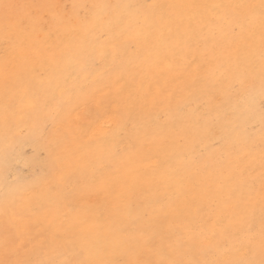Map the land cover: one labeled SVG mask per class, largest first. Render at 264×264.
Here are the masks:
<instances>
[{"label": "rangeland", "instance_id": "rangeland-1", "mask_svg": "<svg viewBox=\"0 0 264 264\" xmlns=\"http://www.w3.org/2000/svg\"><path fill=\"white\" fill-rule=\"evenodd\" d=\"M18 1L21 3L22 0H16L17 3H19ZM24 1L27 4H33L34 2L35 3L37 2L38 5L43 6L42 8H43L44 12L46 11V13H47V10L50 13H53L56 10L60 11L59 12L60 14L58 12H55L52 14V16L49 13H47V14L43 13V14H46L48 16L50 15L51 16L50 18L55 17L56 15H59V17H62V18L64 16L69 18L70 15H68V13L69 14L73 13L74 16L72 18L70 17L71 19H69V21L71 20L70 21L71 23H75L72 26H71L70 22L65 23L66 28H64L65 24H63V23H62L63 26H61L62 25L61 23H59V24L55 23V24H57L55 26H57V29L59 31L63 27V29L61 30L62 32L60 31L61 34H65L66 32L71 34L72 31H69V30L74 29L73 26L75 27L77 25L76 22H78L80 24L84 20V17H86L89 14H92V16L89 15L90 17L89 16H87V17L89 19L92 18L93 15L97 14V11L100 9L99 7L104 5L106 0H93V2H91L92 0L91 1L90 0L89 1L88 0H83V1H81V0L73 1L72 0V2H70L71 0H54V3L47 1V0H37V1L36 0H34V1L33 0H24ZM28 1H32V2H28ZM38 1H42L43 3L38 2ZM85 1H88V2H86V6H84V4L83 5L81 4ZM95 1L98 4H96ZM113 1H114V3H113ZM116 1H118V0H110L109 1V4H111L110 5L111 9H110V7H108L109 10H112L116 7V5H117V3L115 5ZM13 2H15V1H13ZM69 2L72 3V5H70ZM132 2H133V4H137L136 2H139L138 4H142V3L150 4L151 2L153 3V0H141V1L132 0ZM77 3H79V4H77ZM101 3H102V5H101ZM74 4H76V5H74ZM89 4H90V6H89ZM109 4H108V6H109ZM45 6H46V8H45ZM112 6H114V7H112ZM63 7H65L64 9H66V10H64V9L58 10L59 8L62 9ZM67 7H68V9H67ZM78 7H80V9L82 11ZM87 7H89L90 9L87 10ZM76 8H78L80 11H78V9H76ZM96 8H97V10L95 11ZM49 9H50V11H49ZM53 9H56V10L52 11ZM43 10L41 9L39 11L42 13ZM64 11H66V12L69 11V12L63 13ZM61 13H63V14H61ZM77 14L79 16H77ZM71 16H72V14H71ZM75 16H76V18H75ZM57 17L58 16H56V21H59L57 19H60L62 21L65 20V17H64V19L59 18V17L57 18ZM65 22H68V20L66 19ZM68 26L70 27V29L68 28ZM64 31H65V33H64ZM72 35H74V33H72ZM4 38L5 37H4L3 32L0 31V41L4 44L3 45L0 42V45H1L0 46V58H1L0 64L2 63L0 65V69L3 68V63L5 60V57L7 56L9 58H11V57L14 58L19 69L22 70V68H23V72L21 71L22 72L21 81L16 83L17 87H15L16 84H14L6 92L4 89V85H3V74L1 73L2 69L0 70V188H1L0 189V203H1L0 204V223H1L0 224V232H1L0 238L2 240V241H0V257H1L0 259L5 258L6 251H11L14 248H20L21 251L23 252L24 248L22 246H24V245H26L27 248H29V249L37 246L39 244L40 240L43 239L42 233L46 235L45 230L47 228L48 221H53L54 223L59 224V223H61V221H63L65 213H69V215H71V213L69 212V208L71 205V198H69L68 201L61 202L58 205L52 203L48 199H44V200L38 202L36 205L37 207H35V210L32 212H29L24 217L23 220L18 219L14 215V211L16 208V205H14V204H16L20 193H22L23 191H27V190L31 189V187H32V189H35L38 185H42L46 181L51 180L52 176L54 175V172L52 171L53 170L52 160H53V157L56 155H64L68 152L75 151L76 156L74 159H75L76 164L81 166L83 174L90 175L91 174V169H90L91 164L90 165L88 164L89 163L88 162V146H91V145L97 146V143H99L100 141L108 142V143H106L107 146L105 147V150L108 151V153L105 151V158L103 157L100 159L102 162L100 160H98V164L103 163L106 165L107 171L111 174L112 179L116 181L117 191L124 193V199L119 200L120 202L118 200L112 201V205L114 207L115 212L111 218H108V219L103 218L98 223L99 225L95 226V228L93 230V234H92L91 238L88 240V248H89L88 250L90 252L92 251L91 253L93 254V256H96V253L100 254V250L103 248V246L105 244H107L110 247L112 257H114L118 260H124L127 258L125 255L122 254L121 247H119L120 246V243H119L120 240L123 239L126 235V233L124 231H122V229H124V228H128V229L130 228L131 229V228L140 227L144 222L146 213L148 214V216L159 215L160 209L162 206H167L166 210L170 213V216H172V217L182 216V215L186 214L187 209L184 207V205H182L181 203H178L177 201H169V200L167 201L165 199V197L163 196V193H159V191H158L159 183L161 184V187H162V184H164L165 179L168 180L172 176L175 178L174 174H175L178 167H180V169H181L182 166L184 165V162H188V160H192L191 163L194 164V162H197V163H200L199 164L200 166H201V162H203L202 166H204V167L201 166L202 168H200V166H199V168L202 170L203 169L205 170L206 166H207L205 164H207V161H208L207 159L213 157L217 160L216 162L222 163L223 168L221 167L219 170L222 172V175H223L224 172L228 171L227 166L230 164V162H233V161L235 162V156L233 155L234 152L232 151L234 148L231 150L228 147L231 145H225L223 139H222V142H220V140H218V139L216 140V139L211 138V136H209V134L205 135L204 133H201V127L199 126V122L201 121V115L200 114H202V113H199L198 111H194L193 109L197 106H202L203 104H206V101H205L206 98H201L197 103H195L194 101H191L192 105H191V102L189 103V105L186 103L180 104L179 101L185 99L181 96H177V97H180L177 100H172L170 97L173 96L174 91H172L171 89L169 90V88H167L165 86L162 87L161 89H158L157 86L155 87V83L159 79L158 78L159 75L153 74V76H150L147 80L144 79L145 78L144 73L142 70H140L141 68L140 67L139 68H137V67L132 68L128 63L124 64V65L121 64L120 58H122L123 56H121L122 54L120 52H118V54L116 55V53H115L116 50L114 51L113 48L110 49V51L112 52L111 57H107L105 55H103L101 57L99 55L100 44L95 41L94 35H93V38L88 39L87 42L84 40L81 41V38L77 37L78 42L74 43L75 47H73V48H72L73 42H70L67 38L62 40V42L61 41L60 42L49 41V44H50V42L52 43V44H50V45H52V47H54L56 50L58 49V53L56 52L54 57L46 56V57H34V58H33V56H31L30 54H27L26 52H25L26 54L21 53V51L16 47L15 43L12 40L6 41V39H4ZM105 41H106V43L104 45V48L106 47V45H109L108 42H110L106 35H105ZM4 42H6V43H4ZM61 44L63 46L62 47L63 49H61ZM68 44H70V45H68ZM89 44H90L91 48H87L89 46ZM54 45H56V47ZM58 46H60V47L58 48ZM90 49H91V51H90ZM133 49H134V47H132V50ZM92 50H95V51H93V53H92ZM10 51H11V53H9ZM18 51H20V52H18ZM77 51H79L80 55ZM91 54L93 55L92 58H91ZM125 55H127L128 58L130 57L129 60H131V59L138 60V58H139L142 63H144L147 60V59H144L143 56H136L137 54H131L130 55L128 53ZM60 56H62V57H60ZM118 56H121V57H118ZM63 57L65 59H63ZM24 58H27V59H24ZM128 58H126V59H128ZM33 59H35V60H33ZM46 59H48V60H46ZM126 59L124 60V62H128ZM56 60H57V62H56ZM112 60H113V62H111ZM62 64H64L65 66H63ZM71 65H73V66H71ZM124 66H126L128 68V70L124 69ZM27 67H28V69H27ZM30 67H33L32 68L33 70ZM52 69H53V71H51ZM63 69H64V71H63ZM25 70H26V72H25ZM53 72H55V73H53ZM26 73H28V74H26ZM23 74H24V76H23ZM64 75L66 78L64 77ZM32 76L33 77L36 76V77L33 78ZM61 76H63V77H61ZM124 76H127V77H124ZM78 77L82 80V81L80 80L81 83H80ZM102 77L104 79H102V81H101ZM124 78L129 79L126 86H124ZM203 81L204 80H202L200 82V84ZM31 83L35 86H33ZM55 83H57V84H55ZM61 84H63V85H61ZM100 85H101V87H99V89H98V86H100ZM247 85L248 86H246L244 89H246V90L250 89L251 90V88H252V89H254L255 93L257 94L256 100L258 102V107H259V110L261 112V107H260L261 104H259V103H261L260 90H256V88H255L256 84L255 83L248 82ZM249 85L252 87H250ZM43 86H44V88H43ZM94 86H96V87H94ZM143 86H146V88H143ZM65 87H69V88H65ZM107 87H109L108 90H107ZM87 88H90V89L88 90ZM153 88L154 89L157 88V89L154 91ZM187 88H184V89H187ZM12 89L13 90L15 89V90L13 91ZM25 89L27 90L26 91L27 93L25 92ZM61 89L62 90L64 89V90L62 91ZM122 89L128 90V92H130L132 94V97H137L138 100L137 101L133 100L134 101L133 102L131 99L130 100H126V99L122 100V99H120V97H116V96H120V94L122 92H118V91H121ZM60 90H61V92H60ZM236 90H237V88L234 87V89L232 91V95L235 96L236 94H238L240 89L238 88V90L237 91ZM36 91H37V93H35ZM158 91H159V93H158ZM168 91L169 92L172 91V95H171V92L169 94ZM31 93H34V94H31ZM74 93H75V96H74ZM115 93H116V95H115ZM100 94H103V95H100ZM54 95L57 96V98L60 101L57 98H55ZM27 97L28 98L30 97L33 102L31 101L32 103H29L28 102L29 99ZM195 98L196 97H193L192 100ZM51 99H54V100H51ZM150 99L152 101H150ZM43 100H44V102H43ZM47 100H49V101H47ZM52 101L53 102L56 101V102L53 103ZM127 101H129V102H127ZM200 101H204V102L198 104ZM47 102H50V103L47 104ZM170 102H173L176 105H180V107H181V105H183L181 108L183 110H181L180 112L174 113V111L171 109L172 108L171 104H169ZM115 103H117L116 105L119 104V106H124L125 108H128L126 110L127 112L125 111L123 114V117L120 119L119 125H117L116 127H112L110 129L111 133L109 134V136H113L115 134L114 135L115 137L112 139H110V138L107 139L109 136L107 138H105L106 136H102V135L100 136V134H98L96 137L95 136L91 137L90 132H92V130L97 126V125L94 126V123L96 124V122H98V121L101 122L102 119H104L107 115H110V113H112V111H114ZM167 103H168V105H167ZM29 104H31V105L33 104V105L31 106ZM49 104H50V106H49ZM47 105L49 107H47ZM53 105H55L56 107ZM187 105L189 106V108ZM80 108L83 110H81ZM112 108H113V110H112ZM77 109H80V110H77ZM122 110H124V109H122ZM79 111H80V113H79ZM120 112H121V109L118 113H120ZM70 113H72V114H70ZM118 113H117V116H119ZM76 114L79 117H77ZM3 115H4V117H3ZM74 115H75V117H74ZM193 116L197 119H195ZM199 117H200V119H198ZM78 118H80V119H78ZM190 118H191V121H194V122H191ZM138 120H139V122H138ZM181 120H184L187 123V126H188L187 128L183 127V126L181 127L179 125ZM195 120H196V122H195ZM169 122L172 123V125ZM257 123H258V125H256ZM213 124H215V122H213ZM248 125H247V127H250V128H247V133L250 134L258 142L260 139V136H261V124L257 121H254V122H252V124H248ZM254 127H255V129H254ZM19 130H21V131H19ZM89 130H90V132H89ZM157 130H159V132ZM248 130H249V132H248ZM117 131H119V132H117ZM134 131H135V133H134ZM138 132H140V133L138 134ZM198 132H200V134H199L200 136L197 135ZM176 133L179 135V137ZM130 135H132V136H130ZM186 135H187V138H186ZM188 135L190 136V140H188V138H189ZM192 135L193 136L196 135L195 136L196 138L193 137ZM204 135L206 136V138L208 137L207 138L208 140L205 137H203ZM46 137H52L51 144L55 148L54 154H51L45 148V146L42 145L43 142L46 140ZM123 137H125V138H123ZM158 137H160V139ZM191 137H193V139ZM199 137L202 138V141L199 140L200 139ZM223 137H225L224 139L228 140L227 136H223ZM233 138H232V140L233 141L235 140V141L232 144V146H234L237 143V139H235V138L233 139ZM111 140H112V142H111ZM183 140H185V141H183ZM206 140H207V142H205ZM20 141H21V144H20ZM212 141H214V142H212ZM215 141H216V143H215ZM9 142H10V145L8 144ZM6 143H7V145H6ZM166 144H168L169 146L167 145V147H166ZM201 144L207 145L205 147V149H206V151H208L210 153L209 157H207V155H205L204 148H200ZM209 144H211V145H209ZM115 145L120 146L119 147V157H118V160H116V161H110L109 152ZM219 145H221V146H219ZM108 146H110V147H108ZM130 146H132L133 148L131 147L132 149H130ZM215 146L218 149L214 148ZM217 146H219V147H217ZM62 147L65 149L61 150V149H63ZM140 147H142V148H140ZM36 148H40V151H39V149L37 150ZM136 148L137 149L140 148V149L136 150ZM194 148H195V151H193ZM12 149H14L13 150L14 154H13ZM22 149L24 150V155H19V154H23ZM78 149H80V150H78ZM164 149H165V151H164ZM34 150H36V151H34ZM190 150H192V151H190ZM229 150H231V151H229ZM135 151H137V152H135ZM187 151L188 152L190 151L189 154ZM220 152L223 155V157L220 154ZM39 153H42V154H39ZM125 153H126V155H123ZM127 153H129V155ZM184 153H186L187 155ZM229 153H231V154H229ZM166 155H168V156H166ZM19 156L20 157L24 156V157L20 158ZM204 156H206L207 158ZM195 157H196V159H195ZM153 158H155V160H153ZM158 158L160 159V161H158L159 160ZM225 158H227V159H225ZM17 159H21V160L19 161ZM150 159H151V161H156L157 163H159L158 166L156 165L157 164L156 162H155V165H153L152 162L150 161ZM221 159H222V161H220ZM5 160L7 161V163L5 162ZM132 160H134V161H132ZM205 160H206V162H205ZM230 160H232V161H230ZM119 161H121L122 163ZM125 161H126L127 165H126ZM210 161L212 162V159H210ZM150 162H151V164H150ZM179 162H181V164ZM169 163H171V164H169ZM164 164H165V166H164ZM7 166H9V167H7ZM10 166H12V167L10 168ZM117 167H119V168H117ZM5 168H6V170H5ZM8 171H9L10 177L9 178L7 177L8 178L7 179L5 176L8 175L7 174ZM116 172H117V174H116ZM172 172H173V174H172ZM256 172H258L257 169L255 170V173ZM4 173H5V175H4ZM113 174H115V175H113ZM235 175L236 174L232 171V168H231L230 176L234 177ZM157 176H159L160 178ZM168 176H169V178H168ZM47 178H50V179L46 180ZM121 178H123V179H121ZM129 178H130V180H129ZM223 179H228V183H229V185L227 184L228 188L230 187V185L231 186L235 185L236 181H232L230 184L229 181L231 179L227 178L225 175H223L222 177H219V179H217V181H216V185L218 186V188H219V186L221 187V189L223 188L224 190L227 188V185H224V187H222L223 186L222 182L220 183V181ZM242 179H246V178H242ZM5 180H7V181H5ZM44 180H45V182H44ZM117 180H118V182H117ZM122 180L125 182H123ZM125 183H127V184H125ZM244 185L246 186V183H244ZM134 186H135V188H134ZM127 187L129 190L126 189ZM256 189L258 191L261 190L260 182L257 179H256L255 184L253 185V191L257 194L258 191ZM139 193H141V194H139ZM10 194H14V197H13L14 199L12 198L11 200H9V196H11ZM154 196H156V197H154ZM162 201L163 202L165 201V202L163 203ZM7 202H8V204H7ZM167 203L169 205H167ZM2 205H3V207H2ZM147 207H149V208H147ZM175 207H176V209H175ZM213 207H214V211H213L214 218L213 219H215L216 216H218L222 213L223 209L219 208L218 206H215V205H213ZM155 208L157 210H155ZM53 209H55L56 211H54ZM142 210H143V212H142ZM7 211H9V212H7ZM173 211H175V212H173ZM47 212H48V214H47ZM5 213L7 216L5 215ZM130 213H131V215H130ZM152 213H153V215H152ZM9 216H11V218ZM140 217H142V218H140ZM129 219H130L132 225L130 224ZM17 220L19 221V223L17 222ZM117 220H119V221H117ZM135 223H136V225H135ZM16 224H20V225L15 226ZM20 226H22V227H20ZM15 227L16 228L20 227V228L17 230ZM205 227L211 228L212 227L211 221ZM114 228H115V230H114ZM97 230H98V233H97ZM110 231H112V232H110ZM21 235H23V236H21ZM19 236H21L22 238L21 237L19 238ZM17 240L19 241L20 245L19 244L14 245L15 242L18 243ZM17 245H19V246H17ZM10 247H12V248H10ZM71 247H72V244L66 243L64 248L59 249V251L62 253L60 258L71 257L72 256V250H73ZM118 247L120 249H116ZM112 251H114V253ZM38 252L39 251H37L36 253L33 254L34 259H39L38 256L43 257V255L41 253L39 254ZM79 257H80V255H79ZM79 257H77V258H79ZM112 257H110V258H112ZM86 259H88V258H86Z\"/></svg>", "mask_w": 264, "mask_h": 264}, {"label": "snow or ice", "instance_id": "snow-or-ice-1", "mask_svg": "<svg viewBox=\"0 0 264 264\" xmlns=\"http://www.w3.org/2000/svg\"><path fill=\"white\" fill-rule=\"evenodd\" d=\"M42 7L16 3L13 0H0V31L21 52L33 57H54L56 49L49 41L60 42L67 38L76 43L77 37L70 33L61 34L55 23L64 21H56L55 17L50 20L39 11ZM116 7L127 10L126 14L104 21L95 15L91 19L86 16L81 23V28L85 31L94 30L100 25V30L93 34L95 41L100 44L101 57L105 54L104 25L110 29L126 25L128 34L124 36L125 45L137 41L161 50V63L168 70H173L176 67L174 54L169 55L168 49L175 38L184 36L193 39L199 31L207 28L213 35L227 36L229 46L236 49L240 48L241 41H247L244 62L248 67L243 77L233 85L235 88H245L248 80L253 78L252 64L258 33L261 95L259 142L250 134L241 133L234 120L228 121L232 125V132L238 138L234 145L235 162L232 171L239 177L246 178L241 179V183L248 184V191L240 192L236 188L230 190L225 200V213L215 219L205 211L195 196L184 201L187 212L182 216L172 217L166 207L162 206L159 215L148 216L146 213L140 227L122 229L126 235L119 243L126 259L112 257L107 244L96 257L78 259L85 249H77L76 243L87 242L101 219L113 216L112 201L123 200L124 193L117 191L116 181L103 163L97 165L95 161L90 162L91 174L84 175L81 166L75 162V151L56 155L52 160L54 175L51 180L20 193L14 215L23 220L44 199L58 205L69 198L71 215L65 213L59 224L48 221L46 235L42 233L43 239L37 246L29 249L24 245L23 252L20 248L6 251L0 264H264V0H259L258 3L125 4ZM237 28L240 29L239 32L236 31ZM192 65H195L193 71L198 72L200 65L196 63L195 56L186 61L185 67ZM2 74L6 92L22 79V72L15 59L7 56ZM28 99L31 103V98ZM101 135L107 136L109 133L101 131ZM118 157L119 146L115 145L109 152V159L116 161ZM257 163L261 188L258 201L261 214L258 258L253 239L257 204L253 191L257 177L253 173ZM225 218H238L242 222L241 227L233 232L224 228L217 229L216 225ZM210 221L212 227H205ZM240 232L246 235L241 236ZM66 243L73 245L72 256L60 258L62 253L59 249L64 248ZM37 251L43 258H33Z\"/></svg>", "mask_w": 264, "mask_h": 264}, {"label": "bare ground", "instance_id": "bare-ground-1", "mask_svg": "<svg viewBox=\"0 0 264 264\" xmlns=\"http://www.w3.org/2000/svg\"><path fill=\"white\" fill-rule=\"evenodd\" d=\"M16 2V0H13ZM23 1V2H22ZM21 3L22 4H27L24 0H22ZM34 1V0H33ZM37 1V0H36ZM47 1H50V2H53L54 3V0H47ZM75 1V0H73ZM83 1V0H81ZM89 1V0H88ZM88 1H85L83 3H81L82 5L84 4V6H86V2ZM91 1V0H90ZM109 1L110 0H106L104 5H101L102 6H108L109 4ZM141 1V0H139ZM19 2V1H18ZM25 2V3H24ZM28 2H32V1H28ZM38 2H42V1H38ZM72 2V0L70 1ZM69 2V3H70ZM93 2V0L91 1ZM101 2V1H100ZM237 2H249V3H258L259 0H153V3L152 4H183V3H188V4H203V3H237ZM17 3V2H16ZM20 3V2H19ZM35 3V2H34ZM33 3V4H34ZM37 3V2H36ZM35 5H38V3ZM43 3V2H42ZM80 3V2H79ZM77 3V4H79ZM96 3V1H95ZM111 3V2H110ZM114 3V1H113ZM117 3V5H116ZM137 4L139 2H136ZM142 3V2H141ZM150 3V4H151ZM98 4V3H96ZM125 4H133L132 0H118L115 2V5L118 6V5H125ZM144 4V3H142ZM147 4V3H146ZM69 5V4H68ZM70 5H72V3H70ZM76 5V4H74ZM111 4H109V7H110ZM113 5V4H112ZM90 6V4H89ZM99 7L100 9L97 11V14H95V16L99 17L101 19V21H104V20H107L109 18H114L115 16L119 15V14H126L127 10L123 9V8H117L115 7L114 9L112 10H109L108 7ZM81 7V6H80ZM80 7H78L80 9ZM114 7V6H112ZM46 8V6H45ZM65 7H63L62 9H58V10H63ZM73 8V7H72ZM76 8V9H78ZM95 8V7H94ZM43 10V8H40L39 10ZM68 9V7H67ZM78 9V11H80ZM90 9L89 7H87V10ZM111 9V7H110ZM56 9H53L52 11H54ZM66 10V9H64ZM75 10V9H74ZM97 10V8L95 9V11ZM50 11V9H49ZM82 11V10H81ZM93 11V10H92ZM55 12H60V11H54L53 13ZM69 11H64L63 13H68ZM43 13H46V11L44 12V10L42 11V14ZM47 13H49L51 16L53 13H50L48 12L47 10ZM46 13V14H47ZM61 13V14H63ZM57 14V13H56ZM60 14V13H59ZM72 14V16H71ZM68 15H70V17L72 18L74 15L73 13H71ZM48 16L49 18L51 16ZM67 15V14H66ZM86 15V14H85ZM90 16H92V14H89ZM87 15V16H89ZM59 17V15H56ZM55 16V18H56ZM61 16V15H60ZM77 16H79L77 14ZM89 16V17H90ZM57 17V18H58ZM65 17V16H64ZM64 17H59V18H62L64 19ZM69 17V16H68ZM67 18L65 17V20L67 19L68 22H65V23H69V19L71 18ZM53 18V17H52ZM50 18V19H52ZM76 18V16H75ZM85 18V17H84ZM74 19V18H73ZM91 19V18H90ZM59 21H61L60 19H57ZM74 22V21H73ZM82 23V22H81ZM81 23L79 24L78 22H76V26L74 27L73 26V30H69V31H72V33H74V35L78 38H81V41L84 40L87 42L88 39H91L93 38V33L95 31H99L100 29V25H97V28L94 29V30H91V31H85L84 29L81 28ZM59 24V23H57ZM55 24V25H57ZM62 24V23H61ZM60 24V25H61ZM63 24L61 26H63ZM71 26L75 23H71ZM69 24V25H70ZM60 26V27H61ZM57 28V26H55ZM64 28H66V24L64 26ZM68 28L70 29V27L68 26ZM63 29V27L60 29V31ZM72 29V28H71ZM68 30V29H67ZM59 31V32H60ZM103 31L105 32V35L107 36L108 40L110 42H108L109 45H106V47L104 48V52H105V56L107 57H111L112 56V52L110 51L111 48L114 49V51L116 50V55L118 54V52H120L123 56L121 59V64H129L132 68L133 67H137V68H141L140 70L143 71L144 73V79H148L150 76H153V74L155 75H159V79L156 81L155 83V87L157 86L158 89H161L162 87H167L169 88V90L171 89L172 91H174V94L173 96H171L170 98L172 100H177L178 98L180 97H177V96H181L185 99L183 100H180L179 103L182 104V103H186L189 105V103L191 101H194L195 103H197L201 98H206L205 101H206V104H203L202 106H197L195 107L193 110L194 111H198L199 113H202L200 114L201 115V121L199 122V126L201 127V133H204L205 135L206 134H209V136H211V138L213 139H218L220 140V142H222V139L225 143V145H231V146H228L231 150L234 148V146H232V144L234 143V141L232 140V138L234 137L235 139H238L236 137V135L232 132V125H229L228 124V121L229 120H234V124L236 125H239V129L241 131V133L243 134H248L247 133V128H250V127H247L248 124H252V122L254 121H257L261 124V112L259 110V107H258V102L256 100V93L254 91V89L251 88V90H246L244 88H239V92L238 94H236L235 96L232 95V91L234 89L233 85L236 84L237 81H239L246 69H247V64L244 62V56L246 55L247 53V41H241V46L239 49H236L235 47H232V46H229L228 44V37L227 36H221V35H213L211 32H209V30L207 28L199 31L198 35L195 36L193 39H187L185 38L184 36H178L175 38V40L172 42L170 48L168 49V54L169 55H173L174 54V61H175V65L176 67L173 69V70H168L162 63H161V57L163 55V52L155 47H149L148 45L144 44L143 42H137V41H133L131 44L129 45H125L124 44V36L127 35V31H126V25H121L117 28H109L107 25H104L103 27ZM237 32L240 31L239 28L236 29ZM62 32V31H61ZM60 32V33H61ZM65 33V31H64ZM67 33V32H66ZM71 33V34H72ZM77 38V39H78ZM5 39V38H4ZM4 41V40H3ZM8 41V40H6ZM1 42V41H0ZM62 42V41H61ZM69 42V41H68ZM78 42V41H77ZM80 42V41H79ZM2 43V42H1ZM6 43V42H4ZM3 44V43H2ZM50 44H52L50 42ZM65 44V43H64ZM73 47H75V44L72 43ZM79 44V43H78ZM88 44V43H87ZM4 45V44H3ZM70 45V44H68ZM67 45V46H68ZM1 46V45H0ZM52 46V45H51ZM56 47V45H54ZM88 46V45H87ZM90 46V44H89ZM87 47V48H91L90 47ZM60 46H58L59 48ZM62 44H61V49L62 48ZM77 47V46H76ZM132 47H134V49L132 50ZM97 49V48H96ZM100 49V48H99ZM91 51V49H90ZM93 51L95 50H92V53ZM20 52V51H18ZM56 52L58 53V49L56 50ZM79 53V51H77ZM98 52V51H97ZM11 53V51L9 52ZM21 53H24L26 54L25 52H21ZM62 53V52H61ZM60 53V54H61ZM69 53V52H68ZM67 53V54H68ZM77 53V54H78ZM91 53V52H90ZM137 54L136 56H143L144 59H147L144 63L141 62V60L138 58V60H135V59H130V57L128 58L127 55L125 54ZM59 54V55H60ZM65 54V53H64ZM69 55V54H68ZM80 55V53H79ZM89 55V54H88ZM23 56V55H22ZM92 54H91V58H92ZM121 56H118V57H121ZM195 56L196 57V63L200 65L199 67V70L198 72L196 71H193V69L195 68V65H192L191 67H188L186 68L185 65H186V61L187 60H191L192 57ZM3 57V56H2ZM26 57V56H25ZM31 57V56H30ZM29 57V58H30ZM62 57V56H60ZM86 57V56H85ZM12 58V57H11ZM32 58V57H31ZM34 58V57H33ZM90 58V57H89ZM128 58V59H126ZM141 58V57H140ZM1 59V58H0ZM24 59H27V58H24ZM23 59V60H24ZM43 59V58H42ZM63 59H65L63 57ZM127 60L128 62H124V60ZM35 60V59H33ZM41 60V59H40ZM48 60V59H46ZM59 61V60H58ZM25 62V61H24ZM23 62V63H24ZM43 62V61H42ZM46 62V61H45ZM57 62V60H56ZM113 62V60L111 61ZM47 63V62H46ZM50 63V62H49ZM79 63V62H78ZM83 63V62H82ZM97 63V62H96ZM95 63V64H96ZM2 64V63H1ZM0 64V65H1ZM32 64V63H31ZM36 64V63H35ZM63 66H65L64 64H62ZM29 66V65H28ZM37 66V65H36ZM50 66V65H49ZM73 66V65H71ZM21 67V66H20ZM40 67V66H39ZM51 67V66H50ZM54 67V66H53ZM52 67V68H53ZM91 67V66H90ZM31 69L33 67H30ZM48 68V67H47ZM57 68V67H56ZM64 68V67H63ZM2 69V68H1ZM0 69V70H1ZM28 69V67H27ZM55 69V68H54ZM58 69V68H57ZM81 69V68H80ZM124 69L128 70V68L126 66H124ZM33 70V69H32ZM39 70V69H38ZM43 70V69H42ZM50 70V69H49ZM60 70V69H59ZM58 70V71H59ZM138 70V69H137ZM252 70L254 72V75H253V78L249 79L248 82L250 83H255L256 84V90H260V77H259V70H260V62H259V43H258V33H257V42H256V53H255V57L253 58V64H252ZM23 72V68L21 70ZM48 71V70H47ZM46 71V72H47ZM53 71V69L51 70ZM56 71V70H55ZM64 71V69H63ZM68 71V70H67ZM70 71V70H69ZM77 71V70H76ZM26 72V70H25ZM24 72V73H25ZM36 72V71H35ZM45 72V73H46ZM57 72V71H56ZM81 72V71H80ZM2 73V72H1ZM31 73V72H30ZM48 73V72H47ZM46 73V74H47ZM55 73V72H53ZM161 73V74H160ZM28 74V73H26ZM62 74V73H61ZM64 74V73H63ZM81 74V73H80ZM38 75V74H37ZM55 75V74H54ZM57 75V74H56ZM108 75V74H107ZM24 76V74H23ZM47 76V75H46ZM27 77V76H26ZM33 77V76H32ZM36 77V76H35ZM33 77V78H35ZM58 77V76H57ZM63 77V76H61ZM65 77V75H64ZM74 77V76H73ZM124 77H127V76H124ZM198 77V78H196ZM60 78V77H59ZM66 78V77H65ZM77 78V77H76ZM79 78V77H78ZM52 79V78H51ZM50 79V80H51ZM63 79V78H62ZM83 79V78H82ZM86 79V78H85ZM102 79H104L103 77L101 78V81ZM55 80V79H54ZM81 79L79 78V81ZM128 80L127 78H124V86L127 85L128 83ZM204 80L201 84L200 82ZM66 81V80H65ZM73 81V80H72ZM78 81V82H79ZM82 81V80H81ZM80 81V83H81ZM100 81V80H99ZM100 81V82H101ZM85 82V81H84ZM35 83V82H34ZM67 83V82H66ZM94 83V82H93ZM32 84V83H31ZM30 84V85H31ZM47 84V83H46ZM57 84V83H55ZM90 84V83H89ZM92 84V83H91ZM114 84V83H113ZM2 85V84H1ZM33 85V84H32ZM31 85V86H32ZM38 85V84H37ZM40 85V84H39ZM48 85V84H47ZM51 85V84H50ZM63 85V84H61ZM75 85V84H74ZM73 85V86H74ZM88 85V84H87ZM35 86V85H33ZM69 86V85H68ZM248 86V85H247ZM250 86V85H249ZM255 86V85H254ZM253 86V87H254ZM14 87V86H13ZM17 87V84L16 86ZM38 87V86H37ZM41 87V86H40ZM77 87V86H76ZM96 87V86H94ZM93 87V88H94ZM100 86H98V89H99ZM188 87V88H187ZM252 87V86H250ZM44 88V86H43ZM57 88V87H56ZM65 88H69V87H65ZM83 88V87H82ZM92 88V87H91ZM143 88H146V86H143ZM157 88H153V90L155 91ZM184 88H187V89H184ZM2 89V88H1ZM5 89V88H4ZM38 89V88H37ZM36 89V90H37ZM88 90L90 88H87ZM96 89V88H95ZM109 89V87H107V90ZM13 90V89H12ZM15 90V89H14ZM13 90V91H14ZM33 90V89H32ZM44 90V89H43ZM56 90V89H55ZM62 90V89H61ZM60 90V92H61ZM64 90V89H63ZM62 90V91H63ZM83 90V89H82ZM106 90V89H105ZM238 90V88H237ZM236 90V91H237ZM2 91V90H1ZM17 91V90H16ZM15 91V92H16ZM41 91V90H40ZM172 91L171 92V95H172ZM10 92V91H9ZM32 92V91H31ZM48 92V91H47ZM46 92V93H47ZM57 92V91H56ZM78 92V91H77ZM76 92V93H77ZM96 92V91H95ZM98 92V91H97ZM118 92H122L120 94V96H116V97H120V99L124 100H134V101H137V97H132V94L130 92H128V90H125V89H122L121 91H118ZM169 92V91H168ZM169 92V94H170ZM12 93V92H11ZM27 93V92H26ZM37 93V91L35 92ZM44 93V92H43ZM45 93V94H46ZM53 93V92H52ZM58 93V92H57ZM107 93V92H106ZM157 93V92H156ZM159 93V91H158ZM14 94V93H13ZM31 94H34V93H31ZM30 94V95H31ZM55 94V93H54ZM60 95V94H59ZM77 95V94H76ZM90 95V94H89ZM88 95V96H89ZM100 95H103V94H100ZM116 95V93H115ZM48 96V95H47ZM55 96V95H54ZM74 96H75V93H74ZM196 97L195 99L192 100L193 97ZM259 96V95H258ZM51 97V96H50ZM53 97V96H52ZM191 97V98H190ZM28 98V97H27ZM36 98V97H35ZM55 98H57V96H55ZM74 98V97H73ZM88 98V97H87ZM258 98V97H257ZM37 99V98H36ZM44 99V98H43ZM58 99V98H57ZM72 99V98H71ZM119 99V98H118ZM259 99V98H258ZM45 100V99H44ZM43 100V102H44ZM51 100H54V99H51ZM59 100V99H58ZM86 100V99H85ZM32 101V100H31ZM42 101V100H41ZM49 101V100H47ZM60 101V100H59ZM131 101V102H132ZM133 101V102H134ZM150 101H152L150 99ZM154 101V100H153ZM29 102V101H28ZM33 102V101H32ZM31 102V103H32ZM53 102V101H52ZM56 102V101H55ZM53 102V103H55ZM90 102V101H89ZM129 102V101H127ZM132 102V103H133ZM204 101H200L198 104L202 103ZM50 103V102H47V104ZM24 104V103H23ZM34 104V103H33ZM32 104V105H33ZM69 104V103H68ZM75 104V103H74ZM117 103H115V108H114V111H112V113H110V115H107L104 119H102V121H98L96 122V124L94 123V126H96L92 132H90L91 134V137L92 136H97L98 134H100L101 136V131H107L109 134L111 133L110 129L112 127H116L117 125H119L120 123V119L123 117V114L124 112L128 109V108H125L124 106H119L116 105ZM169 104H171V109L174 111V113L176 112H180L183 105H176L175 103L173 102H170ZM261 104V103H259ZM8 105V104H7ZM31 105V104H29ZM31 105V106H32ZM78 105V104H77ZM80 105V104H79ZM168 105V103H167ZM187 105V106H188ZM191 105H192V102H191ZM19 106V105H18ZM50 106V104H49ZM47 105V107H49ZM55 106V105H53ZM52 106V107H53ZM61 106V105H60ZM76 106V105H75ZM185 106V105H184ZM3 107V106H2ZM20 107V106H19ZM38 107V106H37ZM51 107V108H52ZM56 107V106H55ZM69 107V106H68ZM81 107V106H80ZM180 107V108H179ZM192 107V106H191ZM261 107V106H260ZM59 108V107H58ZM187 108V107H186ZM189 108V106H188ZM193 108V107H192ZM55 109V108H54ZM81 109V108H80ZM80 109H77V110H80ZM121 109V112L118 113ZM124 109V110H122ZM76 110V109H75ZM74 110V111H75ZM83 110V109H81ZM113 110V108H112ZM188 110V109H187ZM190 111V110H189ZM188 111V112H189ZM72 112V111H71ZM77 112V111H76ZM119 116H117V113ZM127 112V111H126ZM22 113V112H21ZM80 113V111H79ZM225 113H227V115H225ZM20 114V113H19ZM72 114V113H70ZM78 114V113H77ZM76 114L77 117H79L78 115ZM126 114V113H125ZM182 114V113H181ZM148 115V114H147ZM190 115V114H189ZM188 115V116H189ZM125 116V115H124ZM192 116V115H191ZM195 116V115H194ZM193 116V117H194ZM4 117V115H3ZM75 117V115H74ZM190 117V116H189ZM111 118V119H110ZM129 118V117H128ZM159 118V117H158ZM195 118V117H194ZM80 119V118H78ZM197 119V118H195ZM200 119V117L198 118ZM124 120V119H123ZM78 121V120H77ZM76 121V122H77ZM122 121V120H121ZM159 121V120H158ZM188 121V120H187ZM190 121H191V118H190ZM139 122V120H138ZM191 122H194V121H191ZM190 122V123H191ZM196 122V120H195ZM213 122H215V124H213ZM170 123V122H169ZM172 125V123H170ZM194 124V123H193ZM147 125V124H146ZM179 125L182 127H188L187 126V123L184 121V120H181V122L179 123ZM178 125V126H179ZM254 125V124H253ZM258 125V123L256 124ZM124 126V125H123ZM249 126V125H248ZM260 126V125H259ZM143 127V126H142ZM191 127V126H190ZM141 128V127H140ZM166 128V127H165ZM168 128V127H167ZM180 128V127H179ZM195 128V127H194ZM197 128V127H196ZM2 129V128H1ZM253 129V128H252ZM255 129V127H254ZM79 130V129H78ZM114 130V129H113ZM112 130V131H113ZM125 130V129H124ZM195 130V129H194ZM21 131V130H19ZM159 132V130H157ZM119 132V131H117ZM116 132V133H117ZM150 132V131H149ZM155 132V131H154ZM249 132V130H248ZM135 133V131H134ZM140 132H138L139 134ZM253 133V132H252ZM42 134V133H41ZM123 134V133H122ZM156 134V133H155ZM154 134V135H155ZM175 134V133H174ZM177 134V133H176ZM200 132H198V136ZM256 134V133H255ZM115 135V134H114ZM109 136L107 135L105 138H108L107 139H112L114 138L115 136ZM146 135V134H145ZM150 135V134H149ZM178 135V134H177ZM203 136L206 138V136ZM125 136V135H124ZM132 136V135H130ZM176 136V135H175ZM174 136V137H175ZM189 136V135H188ZM193 136V135H192ZM196 135H194L193 137H195ZM223 136H227L228 140L224 139L225 137ZM90 137V136H89ZM117 137V136H116ZM168 137V136H167ZM179 137V135H178ZM193 137H191L193 139ZM41 138V137H40ZM125 138V137H123ZM122 138V139H123ZM148 138V137H147ZM160 139V137H158ZM186 138H187V135H186ZM196 138V137H195ZM200 138V137H199ZM198 138V139H199ZM208 138V137H207ZM206 138V139H207ZM233 138V139H234ZM92 139V138H91ZM98 139V138H97ZM145 139V138H144ZM258 139V138H257ZM188 140H190V136L188 138ZM195 140V139H194ZM199 140L202 141V138H200ZM208 140V139H207ZM207 140L205 142H207ZM210 140V139H209ZM51 141H52V137H46V140L43 142V146H45V148L51 153V154H54L55 153V148L53 147V145L51 144ZM89 141V140H88ZM185 141V140H183ZM196 141V140H195ZM112 142V140H111ZM143 142V141H142ZM146 142V141H145ZM197 142V141H196ZM214 142V141H212ZM259 142V141H258ZM108 142H105V141H100L99 143H97V146L96 145H91V146H88V164L90 165L91 163L90 162H93L95 161L97 164H98V160H100L101 158H105V147L107 146ZM171 143V142H170ZM175 143V142H174ZM216 143V141H215ZM218 143V142H217ZM10 145V142L8 143ZM20 144H21V141H20ZM129 144V143H128ZM142 144V143H141ZM187 144V143H186ZM237 144V143H236ZM235 144V145H236ZM7 145V143H6ZM25 145V144H24ZM112 145V144H111ZM168 144H166V147H167ZM194 145V144H193ZM211 145V144H209ZM4 146V145H3ZM133 146V145H132ZM169 146V145H168ZM191 146V145H190ZM207 145L205 144H201L200 145V148H204V152H205V155H207V157H209L210 153L208 151H206L205 147ZM221 146V145H219ZM217 146V147H219ZM110 147V146H108ZM120 147V146H119ZM137 147V146H136ZM139 147V146H138ZM212 147V146H211ZM12 148V147H11ZM63 148V147H62ZM133 148V147H132ZM130 147V149H132ZM135 148V147H134ZM142 148V147H140ZM138 148V149H140ZM216 148V146L214 147ZM225 148V147H224ZM37 150L39 149L40 151V148H36ZM65 148L61 149V150H64ZM136 148V150H138ZM167 149V148H166ZM193 149V148H192ZM218 149V148H216ZM14 149H12L13 151ZM23 150V149H22ZM43 150V149H42ZM41 150V151H42ZM80 150V149H78ZM110 150V149H109ZM124 150V149H123ZM122 150V151H123ZM129 150V149H128ZM229 150V151H231ZM36 151V150H34ZM125 151V150H124ZM123 151V152H124ZM130 151V150H129ZM165 151V149H164ZM163 151V152H164ZM192 151V150H190ZM189 151V152H190ZM195 151V148L194 150ZM228 151V150H227ZM234 152V149L232 150ZM108 153V151H106ZM137 152V151H135ZM184 152V151H183ZM188 152V151H187ZM186 152V153H187ZM188 152V154H189ZM45 153V152H44ZM184 153V154H186ZM13 154H14V151H13ZM39 154H42V153H39ZM129 155V153H127ZM160 154V153H159ZM221 154V152H220ZM231 154V153H229ZM19 155H24V150H23V154H19ZM108 155V154H107ZM121 155V154H120ZM123 155H126L123 154ZM140 155V154H139ZM187 155V154H186ZM222 155V154H221ZM37 156V155H36ZM83 156V155H82ZM168 156V155H166ZM185 156V155H184ZM196 156V155H195ZM203 156V155H202ZM217 156V155H216ZM17 157V156H16ZM20 157V156H19ZM21 157H24V156H21ZM20 157V158H21ZM107 157V156H106ZM124 157V156H123ZM186 157V156H185ZM206 157V156H204ZM206 157V158H207ZM219 157V156H218ZM223 157V155H222ZM18 158V157H17ZM131 158V157H130ZM143 158V157H142ZM156 158V157H155ZM155 158H153V160H155ZM187 158V157H186ZM201 158V157H200ZM124 159V158H123ZM133 159V158H132ZM140 159V158H139ZM159 159V158H158ZM196 159V157H195ZM202 159V158H201ZM210 159H212V162L210 161ZM227 159V158H225ZM259 159V154L257 153V161ZM17 160H21V159H17ZM26 160V159H25ZM120 160V159H119ZM136 160V159H135ZM200 160V159H199ZM198 160V161H199ZM204 160V159H203ZM207 165L206 166V169L202 170L200 168L204 167L202 166L203 162H201V166L199 165L200 163H197V162H192V160H188V162H184V165L182 166V168L180 169V167L177 168L174 176L175 178L172 176L170 179H165L164 181V184H162V187H161V184L159 183V188H158V191L159 193H163V196L165 197V199L168 201H177L178 203H181L182 205H184V201L187 199V198H190L191 196H195L201 203V205L203 206V208L205 209V211L212 217L214 218V215H213V211H214V207L213 205L215 206H218L219 208H222L223 211L222 213H225L226 211V204H225V200H226V197L229 193L230 190H232L233 188H236L238 191L240 192H247L248 191V184L246 183V186L244 185V183L242 184L241 183V177H239L238 175H235L234 177L230 176L231 174V168H233V165H234V161L233 162H230V164L227 166V172H224L223 175H225L227 178H230L231 180L229 181L230 184L232 181H236L235 182V185L234 186H231L228 188V179H223L220 181V183L222 182V187H224V185H227V188L224 190L223 188L221 189V187L216 185V181L217 179H219V177H222V172L219 170L221 167L223 168V165L222 163H219V162H216L217 160L215 158H209L207 159ZM233 160V159H232ZM230 160V161H232ZM29 161V160H28ZM40 161V160H39ZM101 161V160H100ZM111 161V160H110ZM134 161V160H132ZM151 161V159H150ZM160 161V159L158 160ZM170 161V160H169ZM190 161V162H189ZM222 161V159L220 160ZM5 162L7 163V161L5 160ZM102 162V161H101ZM106 162V161H105ZM121 162V161H119ZM153 165H155V162L156 161H151ZM150 162V164H151ZM162 162V161H161ZM206 162V160H205ZM116 163V162H115ZM118 163V162H117ZM122 163V162H121ZM120 163V164H121ZM126 163V161H125ZM148 163V162H147ZM157 163V162H156ZM174 163V162H173ZM181 164V162H179ZM129 164V163H128ZM159 163H157L156 165L158 166ZM171 164V163H169ZM175 164V163H174ZM87 165V164H86ZM105 165V164H104ZM118 165V164H117ZM116 165V166H117ZM127 165V163H126ZM125 165V166H126ZM147 165V164H146ZM83 166V165H82ZM122 166V165H121ZM120 166V167H121ZM165 166V164H164ZM200 166V168H199ZM9 167V166H7ZM12 166H10L11 168ZM124 167V166H123ZM161 167V166H160ZM45 168V167H44ZM119 168V167H117ZM141 168V167H140ZM172 168V167H171ZM170 168V169H171ZM175 168V167H174ZM200 170H199V169ZM91 169V168H90ZM169 169V170H170ZM256 169L258 170V172L256 173H253L254 175H256V179L259 181V176H258V173L260 171L259 169V166H258V163H257V167ZM6 170V168H5ZM10 170V169H9ZM137 170V169H136ZM2 171V170H1ZM53 171V170H52ZM89 171V170H88ZM117 171V170H116ZM130 171V170H129ZM113 172V171H112ZM8 175L5 176L6 178L10 177L9 176V171L7 173ZM51 174V173H50ZM117 174V172H116ZM125 174V173H124ZM173 174V172H172ZM5 175V173H4ZM53 175V174H52ZM85 175V174H84ZM115 175V174H113ZM161 175V174H160ZM233 175V174H232ZM36 176V175H35ZM130 176V175H129ZM141 176V175H140ZM117 177V176H116ZM122 177V176H121ZM124 177V176H123ZM159 177V176H157ZM156 177V178H157ZM7 178V179H8ZM118 178V177H117ZM127 178V177H126ZM160 178V177H159ZM169 178V176H168ZM50 178H47L46 180H48ZM123 179V178H121ZM125 179V178H124ZM130 180V178H129ZM158 180V179H157ZM7 181V180H5ZM123 181V180H122ZM159 181V180H158ZM157 181V182H158ZM45 182V180H44ZM118 182V180H117ZM125 182V181H123ZM130 182V181H129ZM256 182V181H255ZM260 182V181H259ZM224 183V184H223ZM42 184V183H41ZM127 184V183H125ZM147 184V183H146ZM136 186V185H135ZM134 186V188H135ZM257 186V185H256ZM122 187V186H121ZM1 189V188H0ZM32 189V187H31ZM128 189V187L126 188ZM189 189H194L193 191H189ZM129 190V189H128ZM135 190V189H134ZM257 190V189H256ZM121 191V190H120ZM258 191V190H257ZM25 192V191H23ZM119 192V191H118ZM124 192V191H123ZM126 192V191H125ZM129 192V191H128ZM152 192V191H151ZM134 193V192H133ZM17 194V193H16ZM141 194V193H139ZM254 199L257 201V204H256V207H255V212H254V225H255V233H254V236H253V239H254V242H255V252H256V255H257V258H258V255H259V242H260V229H261V214H260V206H259V199H260V196H261V190L258 191V193L256 194L254 192ZM11 196H9V200H11L13 197H14V194H10ZM133 195V194H132ZM162 195V194H161ZM138 196V195H137ZM140 196V195H139ZM18 197V196H17ZM156 197V196H154ZM153 197V198H154ZM14 199V198H13ZM7 200V199H6ZM156 200V199H155ZM165 200V201H166ZM5 201V200H4ZM119 201V200H118ZM159 201V200H158ZM164 201V202H165ZM120 202V201H119ZM122 202V201H121ZM157 202V201H156ZM163 202V201H162ZM163 202V203H164ZM233 204L235 203V201L232 202ZM1 204V203H0ZM8 204V202H7ZM16 205V204H14ZM162 205V204H161ZM167 205H169L167 203ZM171 205V204H170ZM158 206V205H157ZM3 207V205H2ZM37 207V206H36ZM153 207V206H152ZM167 207V206H165ZM12 208V207H11ZM149 208V207H147ZM154 208V207H153ZM179 208V207H178ZM49 209V208H48ZM59 209V208H58ZM176 209V207H175ZM182 209V208H181ZM180 209V210H181ZM4 210V209H3ZM51 210V209H50ZM54 211H56L55 209H53ZM117 210V209H116ZM150 210V209H149ZM155 210H157L155 208ZM159 210V209H158ZM48 211V210H47ZM152 211V210H151ZM238 211V210H237ZM2 212V211H1ZM5 212V211H4ZM9 212V211H7ZM115 212V211H114ZM143 212V210H142ZM175 212V211H173ZM221 213V214H222ZM48 214V212H47ZM51 214V213H50ZM160 214V213H159ZM6 215V213H5ZM131 215V213H130ZM144 215V214H143ZM142 215V216H143ZM153 215V213H152ZM7 216V215H6ZM135 216V215H134ZM11 218V216H9ZM135 218V217H134ZM142 218V217H140ZM108 219V218H107ZM113 219V218H112ZM121 219V218H120ZM13 220V219H12ZM116 220V219H115ZM127 220V219H126ZM137 220V219H136ZM10 221V220H9ZM119 221V220H117ZM125 221V220H124ZM130 221V219H129ZM138 221V220H137ZM11 222V221H10ZM17 222L19 223V221L17 220ZM16 222V223H17ZM135 222V221H134ZM13 223V222H12ZM15 223V222H14ZM116 223V222H115ZM144 223V222H143ZM241 223L238 218L237 219H233V220H230L228 218H225L222 220V222L219 224V225H216L217 229L219 228H224L226 229L228 232H233L235 231L236 229L240 228L241 227ZM1 224V223H0ZM114 224V223H113ZM112 224V225H113ZM130 224H131V221H130ZM17 225H20V224H16L15 226ZM99 225V224H98ZM97 225V226H98ZM118 225V224H117ZM116 225V226H117ZM120 225V224H119ZM132 225V224H131ZM136 225V223H135ZM139 225V224H138ZM140 226V225H139ZM206 226V225H205ZM22 227V226H20ZM19 227V228H20ZM100 227V226H99ZM134 227V226H133ZM16 228V227H15ZM19 228H16L17 230ZM116 228V227H115ZM114 228V230H115ZM120 229V228H119ZM118 229V230H119ZM130 229V228H129ZM3 231V230H2ZM113 231V230H112ZM110 231V232H112ZM4 232V231H3ZM23 232V231H22ZM25 232V231H24ZM1 233V232H0ZM18 233V232H17ZM97 233H98V230H97ZM241 236L243 235H246L245 233L243 232H240L239 233ZM100 235V234H99ZM102 235V234H101ZM114 235V234H113ZM116 235V234H115ZM3 236V235H2ZM5 236V235H4ZM23 236V235H21ZM19 236V238L21 237ZM98 236V235H97ZM119 236V235H118ZM22 238V237H21ZM111 238V237H110ZM115 238V237H114ZM24 239V238H23ZM22 239V240H23ZM107 239V238H106ZM117 240V239H116ZM0 241L1 238H0ZM18 241V240H17ZM103 241V240H102ZM105 241V240H104ZM114 242V241H113ZM112 242V243H113ZM22 243V242H21ZM111 243V244H112ZM115 243V242H114ZM16 244H19V241L18 243L15 242L14 245ZM20 245V244H19ZM17 245V246H19ZM22 245V244H21ZM13 246V245H12ZM75 247L77 249H79L80 247H83L85 250L83 251L82 254H80V257L78 259H86V258H93V257H96L98 254L96 253V256H93V254L88 250V241L87 242H77ZM94 247V246H93ZM92 247V248H93ZM120 247V246H119ZM116 248V249H120V248ZM4 248V247H3ZM12 248V247H10ZM73 249V245L71 247ZM6 250V249H5ZM94 252V251H93ZM114 253V251H112ZM39 253V252H38ZM40 254V253H39ZM117 255V254H116ZM3 256V255H2ZM1 258V257H0ZM38 258H43L42 256H38ZM4 259V258H3Z\"/></svg>", "mask_w": 264, "mask_h": 264}]
</instances>
